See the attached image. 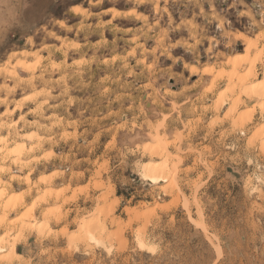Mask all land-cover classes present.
<instances>
[{"label": "rangeland", "instance_id": "374dc122", "mask_svg": "<svg viewBox=\"0 0 264 264\" xmlns=\"http://www.w3.org/2000/svg\"><path fill=\"white\" fill-rule=\"evenodd\" d=\"M237 34L260 54L264 0H0V136L35 149L6 160L26 202L10 220L33 204L50 218L0 264H264V116L244 98V131L218 109ZM165 163L173 178L143 179Z\"/></svg>", "mask_w": 264, "mask_h": 264}, {"label": "bare ground", "instance_id": "6f19581e", "mask_svg": "<svg viewBox=\"0 0 264 264\" xmlns=\"http://www.w3.org/2000/svg\"><path fill=\"white\" fill-rule=\"evenodd\" d=\"M72 11L77 13V14L78 13L80 14V12L81 13L83 12V10L80 9V8H74V9H72ZM103 12L106 13V15H107V13H111L113 15V17H116L118 15L117 11L114 10V9H109V10H106V11H103ZM84 14H85V12H84ZM52 36H53V34H52ZM53 37H55V36H53ZM235 39L242 41L243 45L246 48V50H245L246 52L245 53H239V54H236L233 57H231L226 63H224L230 69L227 70V71L226 70H224V71L222 70L221 72H219V74L217 76V78L220 77L221 79H227V83H229V85L231 87L230 90H229V94H231V96L229 98L230 101L227 102V100L225 99L226 96H225V98L223 97L220 105L218 106V109L220 110V112H222L226 107H228L229 108L228 112L225 111L226 114L225 115L223 114L224 118L226 120L232 122L233 128L245 131V129L247 130L246 127L249 124L248 122H252L254 120H252V118H251L252 116L251 115L249 117H246V118H241V116H240V118H237L238 117L237 113H238L239 109L241 108V106H242V104L244 102V98L252 99L254 102H256L257 103L256 111L258 110L261 113V115L264 116V75H263V78L261 80H259L256 84H253V83H252L253 85L251 84V82L257 78L256 67L260 63L261 56H262L261 54L264 52V46H263V48H261L262 50L259 49V51L261 50V52H257L258 50L256 51L258 54L260 53L258 56H251V54L253 53L252 51L258 49V46H260V45L257 42L249 41L246 37H244L243 35H240V34H237ZM254 55H256V54H254ZM14 58H20V60L21 59L27 60L28 56H27L26 53H21L18 56H15ZM20 60H18L16 62L17 64H16L15 68L16 67H21L22 69H25V70L31 69V68H29V66H31L29 63L25 62L24 60L23 61H20ZM40 60H41V58H40ZM244 64H246L247 67H243ZM31 67H33V66H31ZM190 69H191L190 72H192V74H195V73L198 72V70L196 68H194V67H192ZM213 71L214 70L211 69V68H203L202 72H203V75H205V76H211ZM7 74L10 75V70H9V72H7ZM11 74L14 75L13 72ZM15 76L16 75H14V77ZM214 80H215V78H214ZM211 85H212V88H215V82L214 81H212ZM249 86H251V87H249ZM253 107H252V109H253ZM250 112L251 111H249V113ZM249 113H248V115H249ZM223 115H222V117H223ZM235 118H237V119H235ZM9 129H11V128H9ZM232 129H231V132L233 131ZM262 137H263V135H262ZM24 139H25L26 142H28L30 144H33V143L36 142L39 145L40 142H41L40 140L37 139L36 136L31 135V134L26 135L24 137ZM261 139H263V138H261ZM11 143H9V144H11ZM9 144H8L7 138H4V137L0 136V160H2V161H0V252H4V253L0 254V262L1 263H7V262L10 261L11 257L17 256V251H16L17 250L16 249L17 248V244H18L17 242L19 241V239L22 236L26 235V233L35 232V230H42V228L48 227L49 226V219H50L47 216V214H45L44 217H43V220H41V222L36 221V219L33 218L34 211H36L33 208L34 207V204H33L32 205L33 207L32 208L30 207L31 209L30 208L27 209L25 212L21 213L14 220H10L12 213H14L16 210L18 212L19 211L18 208L22 209L23 207H21V206H23V205L25 206L26 202H25V197L23 199H19V200L14 199L15 197L13 198V196H12V192H13L12 189H11L12 187L9 188V186L12 185V184H10L8 186V182H6L4 180L5 179V172H6V162H7L6 160H8V161L12 160V162L14 164H17V165H20V166L21 165L22 166L28 165L26 163L24 164V162L22 161V158H23V155L26 154L27 151H30V150L34 149V147H33L34 144L30 147V149H29V147L27 148L25 143L18 142V144H15L13 147H11ZM37 144H35V145H37ZM262 145L264 146V144H262ZM37 147L38 146H36V148ZM34 151H35V149H34ZM147 151H149L147 153L151 152V154H153L154 156H157V157H163L165 155L164 148H162L161 144L152 145V146L149 145V148H147ZM262 151H264V150H262ZM29 155H30V153L28 154V157H29ZM26 156H27V154H26ZM157 157H155V158H157ZM169 166H171V165L168 164V163H165L164 166H161V167H157V166H153V165H147V167L142 170L143 171L142 177H143V179L148 180V181H150L151 183H154V184H157V183L162 182V181H167L168 179L173 178V176H174V173L172 172L173 169L169 168ZM15 168H17V167H15ZM10 177H12V176H10ZM19 178H17V180ZM13 179H12V181H13ZM24 179H25V181L27 183L30 184V179L28 177H27V179L26 178H24ZM8 181H10V180H8ZM41 182H42V180H41ZM27 183H26V185H28ZM36 185H39L38 182L36 183ZM33 187H34V185H33ZM36 187H38V186H36ZM40 187H41V185H40ZM78 190H79L78 195H84L85 194V191H81V189H78ZM28 192L30 193V191H28ZM44 196L47 199V198L51 197V194L50 193H46V195H44ZM46 199H42L43 202H45L44 204L47 203L46 201H44ZM35 204L37 205L36 202H35ZM38 205H37V207H38ZM97 217L99 218V215ZM58 219H60V218H58ZM39 224H41V225H39ZM1 231L5 232V233L1 234L2 233ZM27 237H29V236H26L25 239ZM91 239L95 240V241H99L96 237H94V236L92 237V235H91ZM21 240H23V239H21ZM99 245L104 246V243L102 241H99ZM146 247H147V245L143 241L142 242L140 241L139 248L142 249V250H145ZM4 248L7 249V250L4 251ZM10 264H11V262H10ZM12 264H14V263H12Z\"/></svg>", "mask_w": 264, "mask_h": 264}]
</instances>
